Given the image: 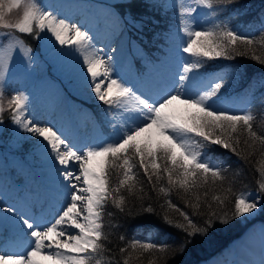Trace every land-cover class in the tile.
Listing matches in <instances>:
<instances>
[{
	"label": "snow or ice",
	"instance_id": "snow-or-ice-1",
	"mask_svg": "<svg viewBox=\"0 0 264 264\" xmlns=\"http://www.w3.org/2000/svg\"><path fill=\"white\" fill-rule=\"evenodd\" d=\"M234 2L192 0L194 5L206 8L209 16H216L218 8L214 5ZM126 6H131V0ZM19 7L21 0H0V26L16 29L19 33L34 34L37 38L41 33H50L55 43L62 49H68L65 54H79L81 70L86 69L84 76L89 91L94 93V99L106 106L105 122L111 131L106 139L77 145L58 129L54 130V126H38L28 119V97L22 93L9 100V106L14 109L12 122L37 137L45 156L53 162L55 173L60 177L59 190L65 204L54 221L43 220L26 205L0 206V214H3L0 220L6 221L8 214H12L18 227L31 238L26 252L0 254V264H101L98 257L105 253V241L108 239L104 231L105 206L111 200L120 212L125 210L126 197L122 193L134 194L139 183L134 169H142L153 187L166 175L168 185L188 193L207 185L209 178L213 184L218 179H224L222 170L201 151L194 150V146L217 145L240 155V136L245 132L253 144L259 141L264 145V136H258L253 129V115L233 114L216 106L215 98L225 86L223 83L214 82L205 90L193 92L196 74L207 60L231 59L233 53L245 55L238 51V45L248 46L254 42L223 21L219 24L213 22L206 30L180 28L179 31H183L187 39L181 37L184 46L178 47L177 52L188 54L192 59L179 65V70L164 89L155 94H145L115 75L113 57H105L95 50L93 37L78 23L59 17L35 0L25 5L22 19L16 23L7 22L8 13ZM195 11V7H183L182 0L179 13L181 25L185 23V17ZM123 19L133 27L142 23L131 12ZM253 59L260 58L253 56ZM6 66L5 63L3 67ZM132 99L136 101L134 107L128 103ZM177 106H180L179 109ZM3 111L0 106V113ZM244 143L248 144V140ZM72 166L77 170L74 171ZM116 167L122 178L113 186L111 176ZM160 191L166 193L164 188ZM228 191L231 192V188ZM257 193L241 192L234 196V219L255 215L256 210L264 207L261 205L264 199V171L261 172ZM204 195L207 196V192ZM196 199L199 201V196ZM213 199L224 203L219 196ZM169 204L175 207L171 201ZM191 206L199 209L200 204ZM144 211L151 213L152 208L146 207ZM181 214L187 226L179 225L185 233L179 252H183L197 235L207 236L213 227L211 217L216 216V213H211L204 226L198 227L188 214ZM107 215L111 217L113 213L108 212ZM220 223H230L226 213ZM111 227L118 225L112 224ZM131 246L133 249L139 246L145 251L157 248L153 243L139 240H133ZM119 251L123 253L126 249L120 248Z\"/></svg>",
	"mask_w": 264,
	"mask_h": 264
},
{
	"label": "rangeland",
	"instance_id": "rangeland-1",
	"mask_svg": "<svg viewBox=\"0 0 264 264\" xmlns=\"http://www.w3.org/2000/svg\"><path fill=\"white\" fill-rule=\"evenodd\" d=\"M121 1L125 0H35L47 10L57 13L59 17L66 18L70 22H73L72 20L76 14L81 13V16L74 23H78L83 30L93 37L92 44L95 50L105 57H113L115 75L145 94L158 93L168 86L172 77L179 70V65L186 58L183 53L177 52L178 47L184 46L181 37L187 39L184 32L179 31V29L183 27L191 30H206L212 26V19L215 16L207 15L208 10L203 6L194 5L192 0H183V7H195L196 11L190 16H186L185 23L183 25L180 23V26L171 32L168 41V53L162 52L160 50L161 46L156 48L152 43L148 44L147 50L152 53L154 63L145 68V73H138L133 76V66L129 64L132 61H129V59L127 61L128 65L123 63L124 54L122 55L121 52L126 50L127 36H129V31H131L133 26L126 24L123 19L124 15L122 16L113 7V3ZM31 2L32 0H21V7L14 8L11 13H8L6 21L16 23L22 19L25 5ZM154 3L159 5L163 12L173 11L175 19L180 20L179 13L182 0H154ZM56 4H60L61 8H54L53 5ZM93 5L98 6L95 13L100 16L101 20L91 21V15L94 13ZM83 11L87 14L85 20L89 18L92 25L80 23L82 22ZM223 20L228 21V19ZM133 28L135 29L134 33L143 34L142 31H139V29H143L141 23ZM104 35L108 36L109 39H105ZM34 39L39 41V49L29 44ZM144 39L148 40L149 36L146 35ZM17 41L21 43H17ZM114 41L116 43L111 46ZM132 44L136 51L138 49L139 55L146 57L145 50H142L141 46L138 47L135 41H132ZM29 49L30 51H27ZM159 51H161L162 55H168L162 57ZM67 52L68 49H62L58 43L54 42V37H51L50 33H41L40 38H37L34 34L19 33L16 29L0 26V97H2L0 98V106L4 108L3 113H0V206H9L17 203L18 206L33 207L34 191L40 192L47 197L52 203L50 204L52 208L55 203H58L59 206L62 205L61 208L65 204V198L59 190L60 177L55 173L53 162L45 156L43 148L37 143L38 138L31 133L23 131L12 122V119H7L6 109L9 107L10 98L5 93L9 91L12 95L11 97L21 93L28 97L26 116L31 120L40 115L42 116L44 110L48 114L49 110H58L53 115L49 114V118L53 119L59 113V116L63 115L62 120L59 122L48 124L47 121L42 120L41 123L38 121L35 123L38 126H54V130L58 129L63 133L61 126H63V118L67 115L65 108L66 97L71 98L72 101L70 100L69 104H73L75 109L88 110V102H100L94 99V93L89 91L88 83L84 76L86 69L84 71L81 70V63L78 59L79 54H65ZM5 63L7 66L3 67ZM230 71H232V68L228 67V69L216 73L214 77L209 78L206 84L202 86V77L208 76L209 71L200 70L196 74L197 81L193 92L207 89L212 83L217 82L221 75H227ZM232 76L236 77L237 83H240L242 76L237 70L230 75L231 79ZM162 78L165 79V83H161ZM227 82H229V79ZM104 86L106 87V85ZM230 89L232 87L226 85L222 88L221 92L223 95L215 98L216 106L233 114H251L247 106H245L244 97L240 96L239 92L231 91ZM223 90L226 91L223 92ZM231 95L235 97L234 100L229 99ZM225 98L227 102L224 101ZM78 99H82L84 103L79 102ZM128 103L130 107L136 105L134 99ZM179 107L177 106L178 109ZM7 133L10 136H7ZM8 137H10L9 141H7L8 139L6 140ZM96 138L98 140L104 138L103 134L100 135V130L97 131ZM92 139V136H90L89 140ZM24 142L27 143V150L25 152L16 151ZM205 147L204 149L194 146V150L201 151L205 157L210 159L213 165L220 167V159L209 153V148ZM7 192L13 197L7 199ZM248 192L254 195L258 194L257 191ZM19 193L22 199L18 198ZM29 194H32V196ZM261 205H264V199L261 200ZM60 209L55 212L53 208V219L58 217ZM263 210L264 207L259 208L256 210L255 215L240 218L239 225H249L243 237L208 260L196 264H245L243 259L246 257L251 259V252L254 251L253 244L258 245L260 243L259 246L264 247L260 240V235L264 234ZM8 216V220H0V233L8 225H17L12 218V214H8ZM0 254H3L2 251ZM262 254H264V249L260 251V255ZM224 259H226L224 262H216Z\"/></svg>",
	"mask_w": 264,
	"mask_h": 264
},
{
	"label": "trees",
	"instance_id": "trees-1",
	"mask_svg": "<svg viewBox=\"0 0 264 264\" xmlns=\"http://www.w3.org/2000/svg\"><path fill=\"white\" fill-rule=\"evenodd\" d=\"M127 4L128 0H125L113 3V7L122 16L131 12L132 16L142 22L143 29L138 28L140 32H143L142 35L134 33L133 27H131L130 33L144 47L147 48L148 44L152 43L156 48L161 46L162 52L168 53L169 36L180 26V20L175 19L173 11L163 12L161 7L152 0H131L130 7L126 6ZM214 6L218 8V11L212 22L219 24L223 21L230 28L242 31L238 32L254 42L248 46L238 45V51L244 52L245 55L233 53L231 59L207 60L200 70L213 71L224 63L234 64L232 71L221 76L217 82L232 87L231 91L235 90L239 92V95H243L245 106L254 117L251 122L253 129L258 136H264V63H261V60H264V31L261 30L258 23L259 17H264V0H235L234 3ZM223 19H228V21ZM246 29L248 31H245ZM146 35L149 36L148 40L144 39ZM29 44L38 49L40 47L37 39L30 41ZM150 49L152 48L150 47ZM161 51L159 52L161 53ZM164 55L168 54H163L162 57ZM184 56L186 57L185 61L192 59L188 54H184ZM253 56L260 59H253ZM235 70L242 76L240 83H237L236 77L230 78ZM228 79L229 82H227ZM225 91L223 90V92ZM229 92L226 93L230 94ZM5 95L12 98L9 91ZM222 95L223 93L220 92L218 96ZM234 98V96H229L230 100H234ZM224 101L227 102L226 98ZM97 108H101V106H97ZM12 111L14 109L10 106L6 109L7 119L11 120ZM7 136H10L9 133ZM9 138L6 140L9 141ZM246 139L248 144L244 143ZM240 141L238 147L240 155L221 146H207L208 152L220 159L219 168L222 170L224 179H218L213 184L209 178L207 185L193 189L192 192L186 193L178 187L172 188L168 185L166 175L153 187V184L147 181L142 169L138 167L134 169L139 183L136 185L134 194H129L126 191L122 193L126 197L125 210L120 212L111 200L105 206L104 231L108 239L105 241V253L98 257L101 264H125V261L127 264H196L201 260L208 259L232 239L238 237L247 226L239 225L240 218L232 217L234 196L241 192L257 191L261 172L264 171V145H261L259 141L253 144L246 132L240 136ZM26 145V142L22 143L18 150L25 152ZM112 173L111 179L115 186L122 178V174L118 175V167L114 168ZM161 188H164L166 193L161 192ZM229 188H231V192L228 191ZM205 192H207V196L204 195ZM197 196H199V201L196 199ZM214 196H219L224 203L215 201ZM169 201L175 207L170 206ZM196 203L200 204L199 209L191 206ZM149 206L152 208L151 213L144 211ZM108 212H112L113 215L109 217ZM213 212L216 213V216L211 217L213 227L207 236L197 235L183 252H179V244L185 239L183 228L179 225L187 226V221L181 213L188 214L198 227H203L204 221ZM225 213L230 220L227 225L220 223V219L224 218ZM262 215L264 219V210ZM166 221H171V223ZM112 224L118 225V227L113 228ZM121 236L124 237L123 240L119 239ZM133 240L153 243L157 245V248L145 251L137 246L133 249L131 246ZM120 248H125L126 251L121 253Z\"/></svg>",
	"mask_w": 264,
	"mask_h": 264
},
{
	"label": "bare ground",
	"instance_id": "bare-ground-1",
	"mask_svg": "<svg viewBox=\"0 0 264 264\" xmlns=\"http://www.w3.org/2000/svg\"><path fill=\"white\" fill-rule=\"evenodd\" d=\"M79 16H81V13L80 14H76L75 15V17L73 18V22H75V21H77L78 20V17ZM116 43V41H114V42H112L111 43V46H114V44ZM110 46V47H111ZM79 109L77 108L76 109V111H78ZM56 111H54L53 113H55ZM53 115V114H52ZM28 116H30V115H28ZM49 115L47 114V111H45L44 110V112H42V116L40 115L39 117H35V118H33L32 119V121H34V122H39V123H41V121L42 120H44V121H48L47 119L49 118L48 117ZM49 124H51V123H49ZM86 127H87V125H81V126H79V128H78V133L77 134H73V133H69V135H66V134H63L65 137H67L70 141H72L73 143H75V139H76V136H78V135H84V137H85V133H86V131H87V129H86ZM90 142V140H89V135H88V133H86V137H85V140H84V144H87V143H89ZM73 167V170L74 171H76L77 169L75 168V166H72ZM35 207H36V205H35ZM37 208V207H36ZM40 208V207H39ZM54 219L52 218L50 221H53ZM74 231V230H73ZM260 240H261V244L262 245H264V234L262 233L261 235H260ZM259 244L260 243H258V245L257 244H253L254 245V247H253V249H254V251H250L251 252V254H252V256H251V258H252V260L253 261H257L258 259H259V257H260V251H261V249H262V247H260L259 246ZM227 258V257H226ZM226 259H224V260H220V261H216V262H224ZM215 262V263H216Z\"/></svg>",
	"mask_w": 264,
	"mask_h": 264
}]
</instances>
